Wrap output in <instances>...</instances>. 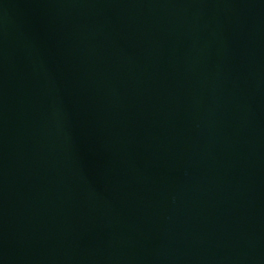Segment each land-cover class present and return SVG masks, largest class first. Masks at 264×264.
<instances>
[{"label": "water", "instance_id": "1", "mask_svg": "<svg viewBox=\"0 0 264 264\" xmlns=\"http://www.w3.org/2000/svg\"><path fill=\"white\" fill-rule=\"evenodd\" d=\"M0 264H264V0H0Z\"/></svg>", "mask_w": 264, "mask_h": 264}]
</instances>
